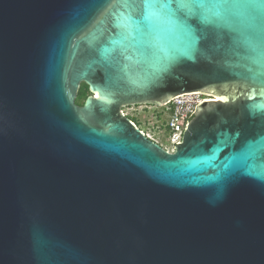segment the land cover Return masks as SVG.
I'll return each instance as SVG.
<instances>
[{
	"label": "water",
	"instance_id": "obj_1",
	"mask_svg": "<svg viewBox=\"0 0 264 264\" xmlns=\"http://www.w3.org/2000/svg\"><path fill=\"white\" fill-rule=\"evenodd\" d=\"M142 12L0 0V264H264V27L188 16L160 50ZM193 91L173 152L122 112Z\"/></svg>",
	"mask_w": 264,
	"mask_h": 264
},
{
	"label": "snow or ice",
	"instance_id": "obj_2",
	"mask_svg": "<svg viewBox=\"0 0 264 264\" xmlns=\"http://www.w3.org/2000/svg\"><path fill=\"white\" fill-rule=\"evenodd\" d=\"M143 12L139 18L123 17L121 26L128 36H140L149 40L150 46L164 50V42L177 29L183 31L188 16L199 15L210 21L211 17L223 19L233 16L244 20L247 27L260 35L264 21V0H179V9L186 10L184 18L177 15L172 0H140Z\"/></svg>",
	"mask_w": 264,
	"mask_h": 264
},
{
	"label": "built area",
	"instance_id": "obj_3",
	"mask_svg": "<svg viewBox=\"0 0 264 264\" xmlns=\"http://www.w3.org/2000/svg\"><path fill=\"white\" fill-rule=\"evenodd\" d=\"M211 99H216V97L201 91H193L177 95L160 105L165 108L168 115L161 130L173 146L172 150L168 149L169 152L175 151L176 144L183 141L189 119L195 113L197 106Z\"/></svg>",
	"mask_w": 264,
	"mask_h": 264
},
{
	"label": "rangeland",
	"instance_id": "obj_4",
	"mask_svg": "<svg viewBox=\"0 0 264 264\" xmlns=\"http://www.w3.org/2000/svg\"><path fill=\"white\" fill-rule=\"evenodd\" d=\"M150 108L151 111H154L155 113V122L152 124H149L147 121V109ZM125 112L132 117H136L141 124V126L149 131L152 135L155 136L158 134H163L162 135V141L166 148L172 150V144L170 143V140L167 138V136L164 135V132L160 128H162V122L167 119L168 115L165 111L164 107H161L160 105L157 104H148V105H137V106H131V107H126ZM161 130V131H160ZM161 132V133H160Z\"/></svg>",
	"mask_w": 264,
	"mask_h": 264
},
{
	"label": "flooded vegetation",
	"instance_id": "obj_5",
	"mask_svg": "<svg viewBox=\"0 0 264 264\" xmlns=\"http://www.w3.org/2000/svg\"><path fill=\"white\" fill-rule=\"evenodd\" d=\"M82 86V85H81ZM91 93H89V95H90ZM86 100V99H85ZM78 103V102H77ZM79 105H83V104H80V103H78ZM138 105H148V104H138ZM152 105H154V104H152ZM131 106H137V105H127V106H123L122 107V112H123V115L124 116H126V117H128V118H130L135 124H136V126H137V128H139L142 132H143V134L149 139V140H151V141H153V142H155V143H157V144H159L163 149H165V150H168V148H166V146L164 145V143H163V141H162V133L161 134H158V135H156L155 134V136L154 135H152L149 131H147V130H145L142 126H141V124L139 123V121H138V119L136 118V117H132L131 115H129V114H127L126 112H125V108L126 107H131ZM147 121H148V123L149 124H152V123H154L155 122V113H154V111H151L150 110V108H148L147 110ZM133 118H135L136 120H133ZM165 121V120H164ZM164 121L162 122V126H163V124H164ZM161 129V128H160ZM161 131V130H160ZM165 135V134H164Z\"/></svg>",
	"mask_w": 264,
	"mask_h": 264
},
{
	"label": "trees",
	"instance_id": "obj_6",
	"mask_svg": "<svg viewBox=\"0 0 264 264\" xmlns=\"http://www.w3.org/2000/svg\"><path fill=\"white\" fill-rule=\"evenodd\" d=\"M89 93L90 91H89L88 85L86 83H83L78 93L77 102L80 104H83L85 102V99L89 95ZM133 120H136V119L133 118Z\"/></svg>",
	"mask_w": 264,
	"mask_h": 264
}]
</instances>
